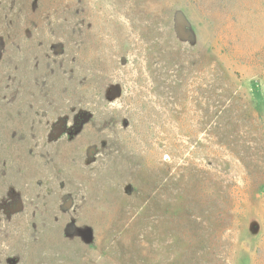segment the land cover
Masks as SVG:
<instances>
[{"label":"rangeland","instance_id":"374dc122","mask_svg":"<svg viewBox=\"0 0 264 264\" xmlns=\"http://www.w3.org/2000/svg\"><path fill=\"white\" fill-rule=\"evenodd\" d=\"M0 264H264V0H0Z\"/></svg>","mask_w":264,"mask_h":264},{"label":"water","instance_id":"95a60500","mask_svg":"<svg viewBox=\"0 0 264 264\" xmlns=\"http://www.w3.org/2000/svg\"><path fill=\"white\" fill-rule=\"evenodd\" d=\"M171 27L175 39L180 43H185L189 47H195L198 43L197 33L188 16L181 8L171 11ZM116 95L119 93L116 87Z\"/></svg>","mask_w":264,"mask_h":264}]
</instances>
